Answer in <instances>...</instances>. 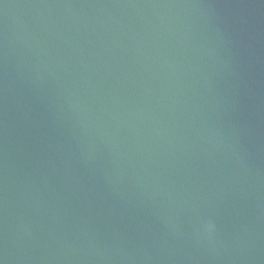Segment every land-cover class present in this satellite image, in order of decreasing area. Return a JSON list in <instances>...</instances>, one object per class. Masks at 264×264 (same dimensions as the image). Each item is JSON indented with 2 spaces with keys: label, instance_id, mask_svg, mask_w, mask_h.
Instances as JSON below:
<instances>
[{
  "label": "water",
  "instance_id": "95a60500",
  "mask_svg": "<svg viewBox=\"0 0 264 264\" xmlns=\"http://www.w3.org/2000/svg\"><path fill=\"white\" fill-rule=\"evenodd\" d=\"M0 264H264V0H0Z\"/></svg>",
  "mask_w": 264,
  "mask_h": 264
},
{
  "label": "clouds",
  "instance_id": "9594fccd",
  "mask_svg": "<svg viewBox=\"0 0 264 264\" xmlns=\"http://www.w3.org/2000/svg\"><path fill=\"white\" fill-rule=\"evenodd\" d=\"M208 227H209V229H211V227H212V226H211V225H209Z\"/></svg>",
  "mask_w": 264,
  "mask_h": 264
}]
</instances>
